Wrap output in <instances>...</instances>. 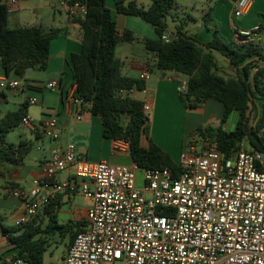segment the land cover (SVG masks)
<instances>
[{
  "label": "built area",
  "instance_id": "built-area-1",
  "mask_svg": "<svg viewBox=\"0 0 264 264\" xmlns=\"http://www.w3.org/2000/svg\"><path fill=\"white\" fill-rule=\"evenodd\" d=\"M70 1H61L69 17L84 19L87 6ZM252 2L237 0L234 19L244 16ZM7 7L10 14L18 9L14 0ZM259 30H237L235 42L250 45L256 42ZM173 38L165 34L162 41L169 43ZM150 75L146 68L140 79L147 82ZM74 88L65 101L80 108L75 118L81 120L82 100L74 99ZM46 89L59 91L60 83L49 82ZM6 90L18 92V82L0 77V91ZM134 92L120 89L117 96L125 98ZM28 103L33 106L38 100L31 98ZM89 106L91 103L86 108ZM59 117L56 113L36 123L25 116L21 125L57 139ZM195 136L180 153L181 173L177 176L168 169H144L134 163L93 162L68 144L42 164V177L32 183L28 193L10 191L23 201L15 226L23 227L35 219L60 190L54 182L56 175L70 171L71 191L91 199L92 206L64 264H264V156L241 150L224 160L215 143L198 138L199 146ZM129 148V143L117 141L113 152L129 153ZM138 171L143 173L140 188L136 185ZM21 263H13L11 257L4 262Z\"/></svg>",
  "mask_w": 264,
  "mask_h": 264
},
{
  "label": "trees",
  "instance_id": "trees-1",
  "mask_svg": "<svg viewBox=\"0 0 264 264\" xmlns=\"http://www.w3.org/2000/svg\"><path fill=\"white\" fill-rule=\"evenodd\" d=\"M74 1L87 6L84 19L73 18L80 25L82 46L81 52L73 54L70 61L73 79L70 88L75 87L74 99L82 100L81 109L91 103L88 110L101 119L105 139L130 144L128 152L138 167L168 169L174 176L179 175L180 166L150 138L145 104L130 96H117L120 89L144 91L146 88L145 81L122 73L123 63L116 57L119 44L134 43L137 38L130 30L118 31L107 0L69 3ZM113 1L118 14L140 18L154 28L156 38L142 40L145 50L155 56L154 68L187 77L186 89L180 93L184 109L196 110L209 100L222 104L219 126L201 127L192 136L198 134L200 140L215 143L224 160L247 150L244 142L249 151L264 156V50L255 42L250 45L226 42L218 30H213V40L200 43L196 37L186 35L182 25L171 42L166 43L162 41L168 29L166 18L177 0H153L148 8L140 7L136 1ZM9 16L8 7L0 3V69L5 77L13 72L24 75L28 69L45 71L51 42L59 38L63 30L47 31L41 26L12 29L8 24ZM208 16L210 12L204 19L206 26L212 22ZM214 52L228 60L234 70L232 75L219 69ZM59 83L62 89L64 81ZM0 97H6L5 93L1 92ZM27 107L24 103L0 119V163H21L31 152V143L27 141L17 146L7 142L8 135L20 127L27 116ZM231 121L232 128L227 130ZM144 140L148 146L144 145ZM51 219L46 228L34 222L35 219L23 227H6L0 217V228L14 245L13 263L19 260L24 264H44L48 239L56 233L63 235L73 231L72 225H59L57 216Z\"/></svg>",
  "mask_w": 264,
  "mask_h": 264
},
{
  "label": "crops",
  "instance_id": "crops-1",
  "mask_svg": "<svg viewBox=\"0 0 264 264\" xmlns=\"http://www.w3.org/2000/svg\"><path fill=\"white\" fill-rule=\"evenodd\" d=\"M9 1L12 0H0V3L7 6ZM14 1L17 2L18 9L9 16L8 24L12 22V29L18 27L41 26L47 31L51 29L63 30L61 36L51 42L48 66L43 72H45V77L48 82L64 81V85L62 89L56 91L58 94V104L55 105L53 109L54 113L48 118L40 120L44 121L51 118L56 113H61L58 120L60 125L58 128L60 131L56 133L58 138L50 139L44 136L40 131L28 128L31 133L34 134L38 143V148L36 150H39L41 154L36 153L34 159H32L34 153L30 155V152L21 163H8L11 164L14 169L10 167L6 168L9 178L3 179L4 191L2 196H0V203L3 202L2 200L5 198H14V200L17 201L18 208L11 216V225L7 224V218L0 214L2 224L6 227H14L16 219L23 212V201L13 197L10 191L13 189H21L23 191L25 189L30 190L32 188V183L42 177V164L51 159L55 154L61 153L68 144L75 145L78 154L93 162L105 161L114 165L127 166L133 164L130 153L113 152L117 141L107 140L103 137V125L99 117L92 116L89 110L85 108L81 111L82 119L77 120L75 115L79 112L80 108L77 106L70 107L65 101V93L68 96L74 88H70V85L73 83L72 63L70 62L71 57L73 54H79L82 49L79 23L66 13L65 8L62 6V0ZM205 1L209 7V11L207 13L206 10L203 11L204 17H202L201 23H197L190 30L184 28L186 35L196 37L200 43H207L213 40V30H218L221 36L231 42L235 41L237 30L261 27L256 42L261 39V33L264 29V0H253L247 13L237 19L233 17L235 2L237 0ZM212 5L213 7H211ZM107 7L111 10L112 18L116 20L118 31L122 33L124 30H130L137 38L135 42L139 44L138 53L134 50V47H130L128 50L123 49L124 51L121 52V55H123L124 58L126 57L125 59H128L126 55L130 53L131 60L128 59L130 62H128L127 65L125 64L127 62L117 58L123 63L122 73L128 77L139 79L146 68L151 70V75L146 82L145 90H135L130 97L143 102L145 107L148 108L147 112L152 115L150 120V138L163 151L169 153L172 159L178 164L180 153L185 143L197 129L201 127L216 128L219 126L223 116V106L215 100H209L201 108L196 110L184 109L180 101V93L186 88L187 77L177 72L163 73L157 71L154 68L155 56L148 53L144 48L142 40L156 38L154 28V35H151L150 32L148 34L139 33L135 27L129 24L130 18L134 16L118 14L113 0H107ZM209 12L210 16H208V19H211L212 22L206 26L204 19ZM137 19L141 20L140 18ZM134 20L135 23L140 22L136 19ZM178 27L177 25L175 32H170L167 29V34L175 36ZM122 44L123 43L119 44L116 49V57L117 50ZM125 44L132 46L133 43ZM214 55L219 69L223 73L227 71L232 75L234 70L228 65V60L219 52H214ZM0 70L2 71V69ZM29 89L39 92L47 90L46 86L40 89L35 85L29 86ZM1 92L5 93V91H0V93ZM3 98L4 101H7V97ZM29 99H25L19 108L24 103H27L28 107L26 109V114L33 120L32 113L29 110V107L32 106L28 103ZM37 100L38 103L33 106L44 105L43 101L40 99ZM176 113L180 116L179 119L176 118ZM43 115L45 116L46 114ZM232 123L233 121L227 126V130L232 128ZM176 129H178L179 133L174 131ZM40 145H42V148H40ZM1 164L2 163H0V172L1 168L3 169ZM25 172L27 176H24ZM71 175L70 171H65L56 175L54 182H58L60 190L55 193V197L51 203L45 209L41 210L38 217L34 220V222L46 228L48 224L51 223V217L57 216L59 225L73 226V231L63 235L60 234V238L65 241L63 260L69 247L74 242L77 235L76 232L85 226L87 213L92 206V200L85 196L84 197L89 200L88 203L82 204L77 202V197L83 195L79 192L71 191ZM2 206H5L4 203ZM0 231L2 232V238L0 239V264H4L7 258H12L14 254V245L10 242L9 236L2 228H0Z\"/></svg>",
  "mask_w": 264,
  "mask_h": 264
},
{
  "label": "rangeland",
  "instance_id": "rangeland-1",
  "mask_svg": "<svg viewBox=\"0 0 264 264\" xmlns=\"http://www.w3.org/2000/svg\"><path fill=\"white\" fill-rule=\"evenodd\" d=\"M131 1H136L137 4L140 7H144V8H148L153 0H127V2H131ZM213 2H216L217 0H212ZM205 0H177L175 6L173 7L172 11L170 12V14L168 15L167 19V25H168V30L170 32H175L176 31V26H183V29L186 28V30H190L192 27H194L197 23H201L202 22V17H204L203 15V11L206 10V13L209 11V7L208 5L205 3ZM212 2V3H213ZM213 7V5L211 6ZM130 26L135 27V29L137 30V32L142 33V34H148L150 32L151 35H154L153 32V27L149 24H147L146 22H143L142 20H139L137 18H130ZM136 19L137 21L140 22H134ZM197 22H196V21ZM9 27L12 28L13 24L12 22L9 24ZM264 28V27H263ZM241 30V29H239ZM156 37V35H155ZM223 38V40H225L226 42H230L228 39H226L225 37L221 36ZM262 49H264V29L261 33V39L256 42ZM124 47V48H123ZM130 47H134V50L138 53V47L139 44L137 42H134L132 44V46H129V44H125L123 43L120 48H118L117 50V58L121 59L125 63L126 65L128 64V62H130V53L127 54V58L129 59H125L123 55H121V52H123V49H130ZM127 60V61H126ZM226 75H230V73H228L227 71H225ZM45 72L43 71H39L36 69H28L24 75H20L17 73H11L8 77V80L11 81H16L19 84V91L16 93H13L6 90L5 91V95L7 97V101H4L3 97H0V119L2 117H4L7 112L9 111H14L17 110L19 108V106L22 104V102L25 99H29V98H37L40 99L41 101L44 102V105L42 106H30L29 110L32 113V118L33 120L38 123L40 120L44 119V118H48L50 115H52L54 113V107L55 105L58 104V94L57 92H50L49 90H45L44 92H39V91H34L29 89V86L35 85L38 86L40 89H42L44 86H46L49 82L46 80L45 77ZM5 77L4 73L0 70V77ZM22 89L24 91H22ZM181 101V100H180ZM182 104V102H181ZM183 105V104H182ZM220 105V104H219ZM185 108V107H184ZM43 114H46L45 116ZM149 119L151 120V116L149 112H147ZM48 115V116H47ZM176 118H180V116L176 113ZM59 125V124H58ZM60 127V125L58 126ZM56 127V133L58 131H60V129ZM151 131V122H150V129ZM176 133H179L178 129L174 130ZM199 136L197 134V140H198ZM21 141H27L29 143H31L32 145V151L30 153V155H32L33 153V157L32 159H34V155L36 153H40L39 150H36L37 147V141L36 138L34 136L33 133H31L30 129L28 128H24L22 127V125L20 127L15 128L7 137V142L10 144H14V145H19ZM199 142V146L201 145L200 141ZM144 145L148 146V142L146 140H144ZM244 149L249 150V147L247 145L246 142H244L243 144ZM40 148H42V145H40ZM114 165V164H112ZM1 166H3V169L1 168V172H0V196H2L3 191H4V182L3 179H8L9 175L6 172V168L10 167L11 169L13 168V166L11 164L8 163H2ZM14 169V168H13ZM142 171H138L137 175V180H136V185L138 188L142 187L143 183H142ZM24 176L26 175V172L24 173ZM26 193H28L30 190L29 189H25L24 190ZM3 202H1V207H0V214L7 218L6 223L11 225V216L13 213L16 212L17 208H18V204L17 201L14 200V198H5L4 200H2ZM77 202L85 204L88 203L89 200L86 199L84 196L79 195L77 197ZM4 203L5 206H2ZM15 226V225H14ZM48 246H47V251L44 255V264H64V260H63V255H64V251H65V241H63L60 238V234L56 233L54 236H52L50 239H48Z\"/></svg>",
  "mask_w": 264,
  "mask_h": 264
}]
</instances>
